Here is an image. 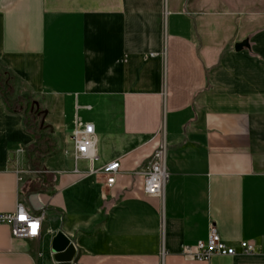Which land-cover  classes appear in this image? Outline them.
I'll return each mask as SVG.
<instances>
[{
	"label": "crops",
	"instance_id": "1",
	"mask_svg": "<svg viewBox=\"0 0 264 264\" xmlns=\"http://www.w3.org/2000/svg\"><path fill=\"white\" fill-rule=\"evenodd\" d=\"M8 75L16 98L40 96L55 150L34 160L0 91V213L44 214L34 240L0 224V264H58L60 231L73 264H264V0H0ZM76 115L95 125L94 169L121 161L111 190L74 160ZM162 140L170 179L148 197L134 173ZM31 163L39 175L21 181ZM212 226L260 254L184 256Z\"/></svg>",
	"mask_w": 264,
	"mask_h": 264
},
{
	"label": "built area",
	"instance_id": "2",
	"mask_svg": "<svg viewBox=\"0 0 264 264\" xmlns=\"http://www.w3.org/2000/svg\"><path fill=\"white\" fill-rule=\"evenodd\" d=\"M91 109V107H88ZM162 130L157 134L160 135ZM73 145V156L75 162L87 160L91 163L89 174L101 179L106 190L113 189L121 174V161L115 160L105 164L100 169H94V162L98 159V138L95 125L82 121L76 115L74 128L70 135ZM79 172V170H76ZM39 173V172H38ZM80 173V172H79ZM87 175V174H86ZM135 176L143 178V193L148 197L162 198L166 185L170 179L167 169V144L161 141L156 151L150 157L145 169L134 173ZM20 180H23V172H19ZM21 217H24L22 219ZM44 214L31 212L23 203H19L14 213H0V224L11 227L13 237L21 240H34L43 232ZM33 225H36L35 230ZM182 254L194 261L206 263L215 256L233 257L237 255H258L257 245L252 241H243L239 248L229 245L220 235L217 228L212 226L207 240H200L195 245H186Z\"/></svg>",
	"mask_w": 264,
	"mask_h": 264
},
{
	"label": "trees",
	"instance_id": "3",
	"mask_svg": "<svg viewBox=\"0 0 264 264\" xmlns=\"http://www.w3.org/2000/svg\"><path fill=\"white\" fill-rule=\"evenodd\" d=\"M6 86L2 79L0 78V91L5 96ZM28 101L27 106L24 108V116H25V128L32 136L35 138L36 142L30 151L36 161H40L42 157L51 155L55 150V142L52 137V133L47 132V126L45 121V112L41 106L38 107L37 110H33L31 106V98H26ZM10 105V104H9ZM10 108L15 111L13 107ZM31 156V155H30Z\"/></svg>",
	"mask_w": 264,
	"mask_h": 264
},
{
	"label": "rangeland",
	"instance_id": "4",
	"mask_svg": "<svg viewBox=\"0 0 264 264\" xmlns=\"http://www.w3.org/2000/svg\"><path fill=\"white\" fill-rule=\"evenodd\" d=\"M6 79L2 81L4 82L6 89H5V98L7 100V103L10 104L11 107L15 109V111L23 112L24 108L27 106L28 101H26L25 98H16L17 95L20 93V90H17L15 80L12 76H5ZM17 94V95H16ZM21 94V93H20ZM31 106L32 109L35 111L38 109L39 106H41L40 96H36L34 98H31ZM45 119V118H44ZM45 123V121H44ZM47 126V132L51 134V128L47 123H45ZM53 137V136H52ZM38 168H35L33 164L31 163L29 165L28 171L23 172V181H28L29 178L33 177V175H39L38 174Z\"/></svg>",
	"mask_w": 264,
	"mask_h": 264
},
{
	"label": "water",
	"instance_id": "5",
	"mask_svg": "<svg viewBox=\"0 0 264 264\" xmlns=\"http://www.w3.org/2000/svg\"><path fill=\"white\" fill-rule=\"evenodd\" d=\"M249 46L248 41H244L236 45V49L240 50ZM52 252L54 259L58 264H73L76 248L71 239L63 232H59L53 240Z\"/></svg>",
	"mask_w": 264,
	"mask_h": 264
},
{
	"label": "snow or ice",
	"instance_id": "6",
	"mask_svg": "<svg viewBox=\"0 0 264 264\" xmlns=\"http://www.w3.org/2000/svg\"><path fill=\"white\" fill-rule=\"evenodd\" d=\"M21 218H22V219H24V217H21ZM32 227H33V229L35 230V228H36V225H33Z\"/></svg>",
	"mask_w": 264,
	"mask_h": 264
}]
</instances>
